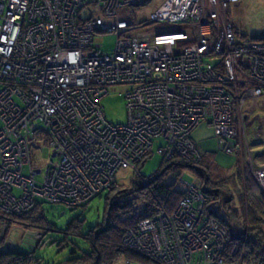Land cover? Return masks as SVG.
Instances as JSON below:
<instances>
[{
  "label": "built area",
  "instance_id": "built-area-1",
  "mask_svg": "<svg viewBox=\"0 0 264 264\" xmlns=\"http://www.w3.org/2000/svg\"><path fill=\"white\" fill-rule=\"evenodd\" d=\"M240 1L163 0L135 24L118 12L140 0H0V209L88 206L113 189L119 169L136 172L157 139L162 157L197 154L191 134L201 122L225 154L240 149L237 116L250 99H264V30L256 39L235 33L229 6ZM105 33L117 38L111 54L99 50ZM116 87L124 124L109 123L101 106ZM40 143L50 160L37 182ZM249 174L264 196V164ZM204 206L191 189L123 244L147 264H224L225 241L203 224Z\"/></svg>",
  "mask_w": 264,
  "mask_h": 264
},
{
  "label": "trees",
  "instance_id": "trees-1",
  "mask_svg": "<svg viewBox=\"0 0 264 264\" xmlns=\"http://www.w3.org/2000/svg\"><path fill=\"white\" fill-rule=\"evenodd\" d=\"M151 1L140 0L139 6ZM234 31L238 36H248L240 34L235 25ZM234 143L238 146L237 140ZM156 146L164 147L165 143L157 139ZM152 153L137 164V174ZM236 153L231 155L236 157ZM185 171L195 176L194 184L179 185ZM216 171L227 177L217 175ZM244 175L237 159L230 167H223L211 152H197L188 158L176 154L169 158L161 156L157 170L150 176H137L126 186L116 183L113 189L103 193V215L94 224L87 223L80 213L58 227L45 218L42 208L45 201L22 214L0 215L6 225L18 223L25 229H38L35 235L40 239L38 243L34 240L30 248H14L6 245L4 236L0 235V264H115L120 256H126L133 264H147V259L124 246L127 233L158 213L172 212L191 189L205 200L203 224L212 222L225 241L224 264L238 261L264 264V196ZM48 245L57 248L60 261L49 260L40 253Z\"/></svg>",
  "mask_w": 264,
  "mask_h": 264
},
{
  "label": "rangeland",
  "instance_id": "rangeland-1",
  "mask_svg": "<svg viewBox=\"0 0 264 264\" xmlns=\"http://www.w3.org/2000/svg\"><path fill=\"white\" fill-rule=\"evenodd\" d=\"M162 1L163 0H152L149 4L140 5L136 9L120 10L118 12V17L133 20L135 24L142 22L148 18L149 13L153 11L154 8ZM229 16L233 20V23L240 34L260 36L264 30V0H241L238 3L231 4L229 6ZM100 40L99 50L105 54L113 53L117 40L116 35L112 33H105L102 37H100ZM101 103L105 118L109 123L123 124L126 122L127 109L126 101L124 100L123 88L116 87V89L111 91ZM237 120V124L241 126L242 132L240 133V139L237 140V145H239L240 149L237 150V153L235 154L236 157L234 155L223 153V148H221V151L218 147V141L214 135V128L207 122H201L192 131L191 137L194 144H196L194 146L196 149L195 152L214 153L216 161L223 167H230V165L237 159L239 169L244 175L247 169H249V171L250 169L254 171V169L257 168V164H264V155H261L264 152V99H250V101L242 107L241 117L239 118V116H237ZM233 144H235L234 141ZM156 150L157 146L153 148L152 155L140 168L139 174L133 172L131 169H119L115 174L116 183L126 186L137 176L148 177L153 174L157 170L161 159V156ZM178 156L181 155L177 154L176 157ZM165 157L169 158L171 155ZM49 160L50 157L48 147L40 143L38 150H33L32 168L35 170H41L40 174L35 175V181L41 182L43 180L44 170ZM23 173L25 175L28 174V169L25 168ZM216 174L227 177V174H223L222 171H216ZM247 176L249 178L245 176L246 181H249L251 186H255V190H257L256 185L252 181L253 179L251 174ZM180 181L181 183L179 185L185 186L186 184H194L196 179L192 173L185 171L182 174ZM15 195H19L17 190ZM42 208L45 218L56 224L58 227H63L71 218L78 216L80 213H82V217L85 218L87 223L94 224L100 221L103 215L104 194L93 198L84 209H81V207L74 209L71 206L64 204L62 201L55 203L44 202L42 204ZM28 210L29 209L26 211ZM11 212H13V215L18 214L14 211ZM9 214L10 213L5 211L3 208L0 209L1 216ZM171 216H174V213ZM171 219L172 228H174L173 231H177L181 225L180 219L177 217H173ZM37 230L38 229L36 228L25 229L18 223L6 225L3 220H0V235L4 236L6 245L14 248H22L24 246L23 248L26 249L27 247L30 248V245H34L36 240L38 243L40 239L36 238ZM40 253L52 261H60L61 259V254H57V248L54 246L52 247L48 245L40 250ZM126 260H128L126 256H120L115 264H124Z\"/></svg>",
  "mask_w": 264,
  "mask_h": 264
}]
</instances>
